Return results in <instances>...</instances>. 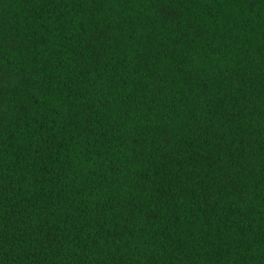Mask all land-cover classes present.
<instances>
[{"label":"trees","instance_id":"16d2710c","mask_svg":"<svg viewBox=\"0 0 264 264\" xmlns=\"http://www.w3.org/2000/svg\"><path fill=\"white\" fill-rule=\"evenodd\" d=\"M0 264H264V0H0Z\"/></svg>","mask_w":264,"mask_h":264}]
</instances>
